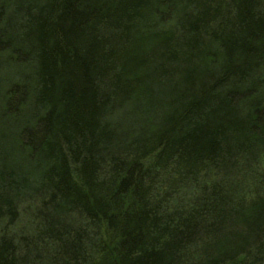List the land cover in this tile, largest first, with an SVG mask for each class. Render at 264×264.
Returning a JSON list of instances; mask_svg holds the SVG:
<instances>
[{
    "label": "trees",
    "instance_id": "trees-1",
    "mask_svg": "<svg viewBox=\"0 0 264 264\" xmlns=\"http://www.w3.org/2000/svg\"><path fill=\"white\" fill-rule=\"evenodd\" d=\"M0 264H264V0H0Z\"/></svg>",
    "mask_w": 264,
    "mask_h": 264
}]
</instances>
